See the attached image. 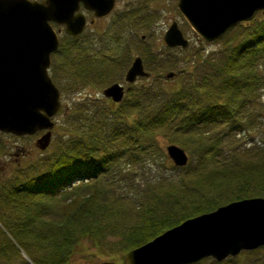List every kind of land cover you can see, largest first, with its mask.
<instances>
[{
    "label": "rangeland",
    "instance_id": "374dc122",
    "mask_svg": "<svg viewBox=\"0 0 264 264\" xmlns=\"http://www.w3.org/2000/svg\"><path fill=\"white\" fill-rule=\"evenodd\" d=\"M176 2L114 0L111 12L100 18L93 17L89 11L79 7L85 15L86 24L83 31L73 38L63 32L61 25L51 24L57 31L58 45L50 55L47 71L59 91L60 108L52 117L56 129L51 132L50 142L44 150H40L34 142L41 131L32 135L0 132V166H4V175L0 177V242H3L0 256L4 255L0 259L3 262L7 259L8 264H22L25 259L31 264L3 224V215L10 218L22 215L23 199L27 196L14 197V200L8 198L14 202L10 204L2 193V186L18 166L24 168L33 163L37 165L36 168L33 165L35 170L27 168L26 171H45L51 156L72 139V136L68 137L70 134L67 129L73 123L75 126L80 122L71 119V112L82 103L88 104L87 117L97 120L100 127V123L105 120L103 112H106L102 107L106 104L112 110L124 108L128 122L140 120L143 124L161 112L157 104L174 100V103L184 107L175 115L161 113L159 124H149L151 130L137 133L132 132V129H116L111 126L110 120H105L98 130L99 135L103 138L113 135V151L121 155L116 161L106 164V169L94 181L87 178L73 180L61 192L60 198L82 195L95 183L99 192L103 188L106 190L108 199L121 200L113 203L109 216L110 226L115 232L129 228L137 222L138 214H146L148 209L158 215L166 212L167 200L172 194L182 195L183 204L192 199L201 201V194L214 191L213 186L207 188V185L216 181L215 190L223 189L221 183L227 176L233 182L229 186L232 190L227 193L224 188L222 192L224 195H233L237 182L243 179L244 171L239 172L237 169L242 166L245 169L248 164L261 159L264 152V44L262 41L259 45L261 48H256L252 43V46H245L249 44L244 42L249 40L245 34L247 29L249 31L251 27L264 22V9L256 11L244 24L236 23L217 39L204 41L193 34L178 12ZM172 20L177 22L187 39L185 47H168L163 43V32ZM240 29L244 34L239 32ZM235 46L241 49L237 53L241 77L252 83L243 86L242 82L232 80V83L223 86L220 84L223 76L215 68ZM244 46L250 51L243 52ZM134 56L141 58L148 76L137 77L134 82L126 83L123 75ZM167 71L174 72L171 78L164 77ZM112 82H118L126 89L117 103L101 94V89ZM192 85L218 92L220 101L227 100L224 106L229 110L228 120L216 117L212 121L187 126L183 117L208 105L204 97L194 94ZM140 86L148 87L147 94L137 97L135 92ZM175 86L177 89L173 90ZM160 87L162 90H159ZM158 90L160 96L154 97L153 94H159ZM67 110L69 113L65 117ZM233 112H236L235 116ZM148 134L150 138H145ZM169 143L185 151V165L170 167L172 163L164 150ZM17 149H24L26 153L14 155ZM225 171L228 172L222 176ZM219 178L222 181L219 182ZM209 180L211 184L207 183ZM250 188L257 190V181L250 180ZM124 192V199L117 197L116 194ZM44 199L52 208L59 206L54 196ZM5 239H9L13 247ZM116 239V236L111 235L105 240L112 243ZM81 243L91 254L74 253V261L78 264L86 260L101 261L109 255L122 259L123 251L115 247L95 249L86 239ZM193 264H264V246L242 250L222 261L203 258Z\"/></svg>",
    "mask_w": 264,
    "mask_h": 264
},
{
    "label": "water",
    "instance_id": "95a60500",
    "mask_svg": "<svg viewBox=\"0 0 264 264\" xmlns=\"http://www.w3.org/2000/svg\"><path fill=\"white\" fill-rule=\"evenodd\" d=\"M114 0H0V132L32 135L41 131L34 145L44 150L54 127L52 117L60 108L59 91L48 67L58 45L57 31L78 36L86 18L79 7L95 18L111 12ZM176 8L193 34L204 41L220 37L236 23L264 9V0H177ZM168 47H185L187 39L172 20L162 35ZM174 72L167 71L165 78ZM139 56H134L123 80L146 77ZM124 87L112 82L101 94L117 103ZM174 166L187 162L185 151L169 143L164 147ZM264 246V197H244L186 217L144 243L122 254L123 264H193L210 257L222 261L242 250Z\"/></svg>",
    "mask_w": 264,
    "mask_h": 264
},
{
    "label": "trees",
    "instance_id": "16d2710c",
    "mask_svg": "<svg viewBox=\"0 0 264 264\" xmlns=\"http://www.w3.org/2000/svg\"><path fill=\"white\" fill-rule=\"evenodd\" d=\"M245 22L241 21L243 24ZM239 32L244 34L241 29ZM245 34L249 38L248 41L244 42V44L248 43L249 45L245 46L253 45L256 48H261L259 47L260 43L263 41L262 45L264 44V22L251 27L249 31L247 29ZM246 48L248 47H245L243 52L250 51ZM240 51L239 46L232 47L228 56L224 57L220 65L215 68L216 72L223 76L220 81V84L223 86L232 83V80L242 82L243 86H246L248 82L252 83V81L241 77L242 73L239 71L237 55ZM191 87L194 94H200L201 97H204L206 100L205 103H208V105H206V108H202V110L198 108L197 111L183 117L185 123L188 124L187 126L195 125L202 121H212L216 117L228 120L229 110L226 105L224 106V104L228 103L227 100L224 102L220 101L218 98L219 93L212 92L208 88H200L194 85ZM147 88L146 86L138 87L135 95L138 97L139 95L147 94ZM175 89H177V86L173 88V90ZM159 90H162V88L160 87ZM159 90V94H153L154 97L160 96L161 92ZM153 106H155V103ZM156 106L161 112L157 113L158 116L155 114L154 117H151L146 124H143L140 120L128 122L124 114V108L123 110L122 108L112 110L108 104L102 107L106 111L103 112V118L110 120L109 123L116 129H132V132L137 133L151 130L149 124H159L161 120L159 116L161 113H169V115H172L184 109L183 105L174 103V100L166 101ZM87 108L88 104L84 105L82 103L81 106L75 107L73 112H71V119L73 121L75 120V122L79 121L80 124L74 126V123L72 124L71 122L72 127L68 128L67 131L70 134L68 137L72 136V139L66 141L59 152L51 156L47 162L45 171L42 173H30L26 171L27 168L32 169V171L35 170L37 165L33 163L28 164L24 168L18 166L17 170L12 172L11 179L6 180L2 186V193L7 197V201H9L8 198H13L14 200V197L22 198L23 196H27L26 199H23L22 215L18 214L13 218H10L8 215H3L5 220L3 224L12 238L15 239L18 246L23 250V253H25L31 264H78L74 261V253L82 255L91 254V251L84 249L81 245V242L85 239L95 249L115 247L116 250L123 251L124 253V251L151 239L163 229L179 223L186 217L209 211L218 206L219 203H226L230 199L234 200L255 195L264 197L263 152L259 161L248 164L245 169L243 166L237 169V171L241 170L244 172L242 174L243 179L240 180L241 182L239 181L240 183L237 182L235 190L233 189L232 191L235 194L224 195L222 192L224 188L227 193L232 190L229 186H232L233 182L230 180L231 177L227 176L221 183L223 189L215 190L217 187H214L216 181H213L212 185H207V188L213 186L214 191L211 194H201L199 196L202 198L201 201H192V199L189 203L183 204L181 202L182 195L172 194L167 200L166 212L158 215L154 212L151 213V210L148 209L146 214H138L139 218H137V222L129 228L115 232L110 226L109 216L113 203H119L121 200L114 198L108 199L105 196L106 190L104 188L99 192V189L93 183L88 191L82 195L77 194L60 198L61 192L69 186L70 181L81 178L92 179L94 181L95 177L106 169V164L116 161L121 155L113 151L111 143L112 137H114L113 135L106 138L100 137L101 135H99L100 131L98 130L103 126L105 120L100 123V127L97 120H92V118L87 117ZM68 113V110L64 113V115L66 114L65 117L68 116ZM235 114L236 112H233L234 116ZM162 118L164 119L166 117ZM53 129H56V124ZM145 138H150L149 134ZM77 150L80 151L77 152ZM33 165H35V168H33ZM170 167L177 168L174 165H170ZM227 172L225 171L222 176ZM250 180L257 181V190L256 188H253L254 190H251V188L248 189ZM218 181H222L221 178ZM207 183L211 184L212 181L209 180ZM125 194L124 192L116 195L118 198L124 199ZM46 196L56 197L59 206L52 208L51 204L45 201L44 198ZM8 203L11 204L14 202L9 201ZM15 206L17 205L15 204ZM111 235L116 236L117 239L112 243L106 242L105 239ZM5 240L6 243H9L13 247L9 239ZM1 243L3 242H0V249L2 246ZM4 258L7 257L5 256ZM0 264H8L7 259L5 262L0 259ZM22 264H29V262L23 259ZM82 264L123 263L122 259L118 260L109 255L107 259H102L101 261L86 260Z\"/></svg>",
    "mask_w": 264,
    "mask_h": 264
},
{
    "label": "flooded vegetation",
    "instance_id": "af4514ba",
    "mask_svg": "<svg viewBox=\"0 0 264 264\" xmlns=\"http://www.w3.org/2000/svg\"><path fill=\"white\" fill-rule=\"evenodd\" d=\"M91 14H92V12L91 11H89ZM93 16V15H92ZM94 17V16H93ZM125 91H126V89H125ZM124 91V92H125ZM105 98H107V97H105ZM107 99H109V98H107ZM40 134V133H39ZM15 154L14 155H17L18 153L19 154H24V153H26V151L24 150V149H17L15 152H14ZM4 175V166L3 165H1L0 166V177H2Z\"/></svg>",
    "mask_w": 264,
    "mask_h": 264
}]
</instances>
